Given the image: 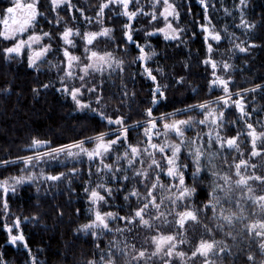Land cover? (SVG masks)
I'll return each mask as SVG.
<instances>
[{
  "label": "snow or ice",
  "instance_id": "snow-or-ice-1",
  "mask_svg": "<svg viewBox=\"0 0 264 264\" xmlns=\"http://www.w3.org/2000/svg\"><path fill=\"white\" fill-rule=\"evenodd\" d=\"M196 3L202 10L198 19L192 0H99L86 6L92 14L74 0H9L0 10V57L9 64L26 60L38 75L55 73L54 81L32 88L35 97L54 88L71 102L79 114L74 118L105 129L56 145L33 136L25 155L0 159V167L19 166L17 174L0 178V229L7 244L23 248L24 264H46L40 259L44 250H33L22 227L38 225L41 217L16 215L10 194L18 195L25 185L39 192L40 185L50 191L65 182L75 193L73 184L80 180L86 221L75 233L93 245L81 264H239L241 253L246 264H264V78L243 86L235 63L239 54L264 48L255 42L264 16L259 22L247 18L250 0ZM221 10L244 39L228 24L218 28ZM184 16L192 19L184 23ZM192 25L205 45L200 63L210 98L181 100L183 107L161 112L169 89L187 81L166 72L160 60L167 55L152 38L187 47L189 34L197 36L189 33ZM222 42L230 47L221 51ZM132 49L136 54L128 59ZM137 77L151 84L147 100L137 102L129 90L128 82L135 87ZM12 91L11 84L0 87V94ZM143 104L148 106L141 112ZM58 165L66 170L55 171ZM200 191L206 193L203 201ZM54 210L62 219L60 206ZM75 212L82 214L80 208ZM0 264H10L2 251Z\"/></svg>",
  "mask_w": 264,
  "mask_h": 264
},
{
  "label": "trees",
  "instance_id": "trees-1",
  "mask_svg": "<svg viewBox=\"0 0 264 264\" xmlns=\"http://www.w3.org/2000/svg\"><path fill=\"white\" fill-rule=\"evenodd\" d=\"M98 3L99 0H92L87 6L94 7ZM228 5H231V0H228ZM7 6H9L7 0H0V10ZM192 9L196 18H200L202 10L196 0H192ZM262 16H264V0H250L247 18L253 22H259ZM191 19L192 17L184 16L182 21L187 23ZM217 21L218 28L228 24L229 31H236L237 36L241 39L245 38L241 30L231 27L232 19L225 17L222 10L217 13ZM142 23L146 25L147 20H142ZM235 23H239V20H235ZM120 26V22H116L117 36L121 35ZM137 27L140 25L138 24ZM191 31L197 32L196 38L191 39L189 34L190 43L187 47L179 49L170 42L166 43L162 36L152 38V43L157 45V50L167 55V59L161 58L160 60L166 72L170 75L184 76L187 81L183 87L175 86L169 89V102L160 105L161 112L171 111L173 106L183 107L184 105L180 103L181 100L186 103H196L210 98L207 94L208 74L205 66L200 63L205 56V45L194 25L190 26L189 33ZM140 36L142 37V34ZM255 42L264 44V27L257 30ZM2 46L4 45L0 43V47ZM228 47L230 45L227 42H222L220 45L221 51ZM135 54V49H132L128 59H131ZM235 63L238 65L236 80L243 86H248L245 83L247 80L261 82V78H264V48L253 49L251 55L239 54ZM185 64H190L191 68H185ZM44 70H47V65H44ZM129 71L130 75L133 68ZM54 80V72L48 75H38L33 69H29L25 62L21 65L15 61L9 64L0 57V87L11 84L13 89L11 93L0 94V159L25 155L26 152L23 149L33 136L50 139L56 145L91 136L94 134V128L105 130L99 122L93 121L86 124L82 120L74 118L79 114L72 112L71 102L66 101L54 88L46 91L42 89L41 95L35 97L32 88ZM128 87L130 91L136 92L137 102L149 98L150 82L137 77L135 87L131 81L128 82ZM193 88L200 90L198 96L192 92ZM111 103L115 104L117 101ZM260 103L264 104V100H261ZM147 106V104L141 105L140 111L142 112ZM140 118V116H133V119ZM18 167L15 165L7 168L0 167V178L17 174ZM65 170L63 166L55 167V171ZM83 182V180L74 182L75 193H69L65 182L50 191H46L48 188L46 187L37 192L35 185H27L19 190L18 195L10 194L9 202L16 215L23 217L38 214L41 217L38 225L26 223L22 224V227L29 237L33 250H44L40 259L46 261V264H81L84 255L92 252L91 241L82 234L75 233L77 225L82 223L80 216L76 215L75 209L87 207L83 199V190L80 189ZM81 194L82 197L79 199ZM83 204L85 205L83 206ZM55 206H60L63 210L62 219L57 217ZM5 241L6 234L0 229V251L6 254V259L10 261V264H24L23 248L12 246Z\"/></svg>",
  "mask_w": 264,
  "mask_h": 264
},
{
  "label": "flooded vegetation",
  "instance_id": "flooded-vegetation-1",
  "mask_svg": "<svg viewBox=\"0 0 264 264\" xmlns=\"http://www.w3.org/2000/svg\"><path fill=\"white\" fill-rule=\"evenodd\" d=\"M8 2H9V0H7ZM92 0H74V2H78L79 3V5L81 6V7H85V10H86V12H88V14H92V12H91V8H89V9H87L86 8V6H87V4H89V2H91ZM43 10V9H42ZM44 28H45V30H48V26L45 24L44 25ZM138 38V37H137ZM140 39H141V42H143V39H142V37L140 36ZM99 47L100 48H103L104 47V45H103V43H101L100 45H99ZM49 59H51L50 57H49ZM18 65H21V64H23L24 62L26 63V60L25 61H23V62H21V61H15ZM57 87H58V85H57ZM215 94H219V91H216V92H214ZM214 94V95H215ZM188 135L189 136H191V135H193V133H191V132H189L188 133ZM229 135H234V133H229ZM89 147H91V145H89ZM246 147V146H245ZM254 163L255 162H258V161H253ZM69 166H71V165H69ZM78 168L79 167H81V165H79V164H77L76 165ZM84 169H85V172H86V170H87V165L85 164L84 166ZM261 171H264V169H261ZM85 179H87V176L85 175ZM190 182V181H189ZM205 183H207V179H205ZM80 189H81V191L83 190L82 189V186H80ZM82 197V194L80 195V197H79V199ZM206 198V193L204 192V191H200V195H199V199L201 200V201H203L204 199ZM118 203H122V201H117ZM85 204H83V206H84ZM82 207V206H81ZM81 215H80V219H81V221H82V223H84L85 221H86V207L85 208H82L81 209ZM87 239L88 240H90L91 241V239L89 238V237H87ZM108 239H111V237H108ZM238 243H239V245H240V247L241 248H246V241H244L242 238H238ZM237 249H234V251H236ZM258 259H259V257H258ZM239 264H246V262H245V258H244V255H243V253H241V256H240V260H239Z\"/></svg>",
  "mask_w": 264,
  "mask_h": 264
},
{
  "label": "rangeland",
  "instance_id": "rangeland-1",
  "mask_svg": "<svg viewBox=\"0 0 264 264\" xmlns=\"http://www.w3.org/2000/svg\"><path fill=\"white\" fill-rule=\"evenodd\" d=\"M133 71H135V69L133 68ZM132 71V72H133ZM130 72V71H129ZM51 74V73H50ZM56 167H62V166H56ZM27 185H25L24 187H26ZM36 186V185H35ZM46 187H48V185L47 184H43V185H40V190H43V188H46Z\"/></svg>",
  "mask_w": 264,
  "mask_h": 264
}]
</instances>
